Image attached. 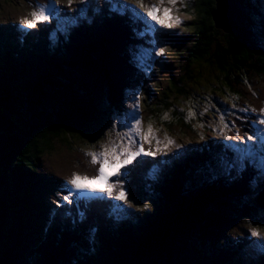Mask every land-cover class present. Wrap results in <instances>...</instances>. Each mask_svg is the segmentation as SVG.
Listing matches in <instances>:
<instances>
[{
  "label": "trees",
  "instance_id": "trees-1",
  "mask_svg": "<svg viewBox=\"0 0 264 264\" xmlns=\"http://www.w3.org/2000/svg\"><path fill=\"white\" fill-rule=\"evenodd\" d=\"M90 1L94 3L88 26L74 32L67 25L68 4L55 3L58 14L37 23L35 30L20 26L24 16L17 21L0 16V264H191L190 255L195 257L193 264H264V256L251 258L255 236L247 234L252 228L264 232L263 209L256 205L252 190L264 189L256 167L238 171L218 157L200 163L193 159L156 179L154 187L146 185L139 173L131 199L141 206L135 208L138 214L104 211L99 204L80 201L61 209L63 195L51 189L61 192L62 184L55 186L56 179L42 172L44 155L69 138L88 140L87 152H97V141L110 135L111 120L116 123L123 116V87L133 64L139 65L144 55L139 40L131 36V30L136 31L134 14L108 10L97 23L101 3ZM229 1L237 29L228 35L227 44L220 43L221 30L215 26L216 0L176 5L191 19L178 40L182 51L168 54V60L185 63L188 72L189 66L204 64L215 51L211 64L221 76L220 87L213 91L218 107L233 106L242 96L230 81V71L245 72L247 65L252 75L264 78V0ZM81 33L94 39L98 54L97 68H85L90 74L84 75L72 65L87 42ZM163 35L157 38L162 40ZM97 72L104 77L106 94L98 83L100 76H94ZM164 77L165 87L163 81L155 84L144 99L145 105H152L149 98H155L148 119L156 118L161 130L183 139L193 122L184 124L177 109L169 121L162 116L171 110L174 95L185 98L183 85L189 76ZM59 98H68L70 109ZM96 125L103 129L87 135ZM242 224L250 227L241 229ZM192 237L198 240V247L191 245L193 253L188 250Z\"/></svg>",
  "mask_w": 264,
  "mask_h": 264
},
{
  "label": "rangeland",
  "instance_id": "rangeland-1",
  "mask_svg": "<svg viewBox=\"0 0 264 264\" xmlns=\"http://www.w3.org/2000/svg\"><path fill=\"white\" fill-rule=\"evenodd\" d=\"M86 1L87 0H71V3H69V0H53L54 3L58 2L60 4H68L69 10H71V12H75L79 9H81L79 12L83 11L85 7L83 6V3H85ZM109 1H113V4L117 3V0H99V2L101 3L99 6L101 8L99 19H101L103 15L109 12ZM184 2L185 0H176L175 4H172L170 3V0H123V3L125 5H127L130 9H135V11L142 17L146 16L150 5H156L158 9L156 15L158 20H160L162 23H156V21H152L150 17H148L147 20L155 24L157 29L161 30L168 29L164 25L172 23V26L181 28L180 31H178L179 34L182 32V30L186 31V28L189 27L186 24L187 22L183 19H191V17L188 15L184 16V13H182L181 9L176 7V5L183 6L181 4H183ZM48 3L49 0H0V16L1 18H6L5 15L12 16L14 17L15 21L19 20V17L21 16H24L25 19H31V12L33 10H36L39 6H46ZM89 3L94 2L90 1ZM164 8H168L170 10V13L168 15L163 12ZM188 9L190 10V8ZM124 14L125 12H122V16H126ZM58 17H61V15L59 14ZM175 19H178L181 23H174L173 21ZM49 20L44 21V23L48 22ZM21 25L23 24H20V26ZM22 27L26 28V26ZM114 28L116 31H118L117 26H115ZM29 29L35 30L33 28ZM142 32H145V26ZM162 32L161 35H163ZM220 33L222 36L219 38L220 43L227 44L226 41L229 34L224 33L223 31H220ZM149 34H146V45L144 46L143 50L145 52L144 54L150 60V63L152 65L147 66L148 63L144 55V59L140 66L136 63L133 64L130 71V80L126 82L127 86L123 87L121 96V105L124 117L120 119L121 123L120 121L113 123V120H111L112 126H109L108 128V130H110V135H107L104 137V139H100V141H97L96 145L98 146L97 152H100L102 151L104 146H107L109 144L110 140H115L119 143L120 140L118 134L127 132L129 130V126L135 124L136 119H139L141 136L136 137V141L137 144L141 142L143 143L144 152L140 156L136 157L133 163L127 165L126 167L120 168V172L127 173L126 175H121L119 177L114 176L112 175V172L114 170L113 167L105 165V173L109 177L107 182L102 180L81 181V183L90 184L91 187L106 188L108 184L115 183L117 180H119L123 184L124 191L127 193V202H125V204L123 205L128 210H135V208L141 207L140 205L134 204L130 198V196L134 195L135 193L133 183L136 182V174H142V178L145 184L150 185V178H152L153 176L162 178L165 176V172H172L171 166L168 163H171V161H174L176 159H179V161H183L184 155L190 152L192 149H204L206 146H211V144L209 143H218L221 142V140L232 144L247 145L249 143L250 145H253V148L258 146L260 149L258 151H255L254 149L249 148V146L243 148H248L251 153L247 156L244 155L245 157L243 156V161L246 160L248 162L250 160L247 168L256 167L258 171H261V158L264 157V146H262V143L259 145L260 141H257L259 138L253 130L254 123H256L260 117V109L264 108V78L257 77V75H252L250 73L251 70L247 67V65L245 67V72L250 78H247L243 70L234 69L233 71H230V81L235 86L236 90L241 92L242 96H238L235 98L238 101L234 103L233 106L228 105L227 107H218L213 101V91L215 88L220 87L219 79L221 77L217 69L212 65V62L215 61L213 58V56L216 55L215 51H212V55L204 64H194L191 65V67L189 66L188 72L185 71V63H180L178 61L172 62L170 60H167L166 63L170 64L171 66V68H168L167 64H161L159 62L156 63V61H158V59H160V57L162 56L156 55L155 53L159 52V49H165L167 47L169 49L168 53L171 57H173L176 55V53H174L176 50L182 51V49H179L177 45L171 42L168 43L169 45H160L159 47L157 45L155 46L153 45L154 38L152 36V34L154 35L155 32ZM198 37L194 39L198 40ZM40 39L41 42L45 45L44 42H47L46 39L42 37ZM200 44L202 47H204L205 43L200 41ZM189 45L190 44H188L187 46ZM93 46L94 44H90V46H87V48H91ZM92 53L93 52L89 51V55L92 60L94 59L96 61V57L98 56V54L95 52L93 56ZM86 64L87 62L84 56L74 59L72 63V65L76 67L77 71H79L83 75L90 74L87 72V70H85V67H87ZM144 66L147 68L146 70L143 69ZM139 71H143L144 76L147 79H144L143 75H140ZM167 74H171L176 80H179L182 76L185 75L189 76V78L185 79L183 85L185 86L186 90L185 98L176 99L177 97L176 95H174L173 98L169 100L172 104V108L170 111L165 113L167 118L162 116L163 120L169 121L174 117L173 112L175 109H177L180 115L183 116L184 124L193 122V129H189L187 133L188 135L183 137V139L178 138L176 135L172 136L171 134H168V132L166 133L164 130H161L160 128L162 127L160 125V122L156 118L151 117L150 119H148V115L151 114V106L155 104V98H149L150 100H153L152 105H145L144 99L148 95L147 93L144 94V92L142 91H144L146 87L149 86L153 81H156V79H154V76L157 77L158 82L163 81L161 87H165L166 82L164 75ZM242 76H244V78H241V81H237V79ZM97 81L94 82V86L97 85ZM98 83L102 86L101 90L103 91V83H101L100 81H98ZM156 84L158 83L156 82ZM58 100L64 104V107L66 109H70L69 99L68 102H66V100L63 101L60 98ZM243 109H248V111H243ZM252 109H255V111H252ZM189 112L195 113V115L189 117ZM221 114H223L224 116V123H221ZM122 119L125 120L122 121ZM225 123L228 125L227 127H224ZM256 126L260 129H264V125L256 124ZM149 127H151V132H149ZM101 128L103 129L102 125H96L95 127H92L90 130H88L87 135H91V132L99 133L98 131H100ZM251 130H253L254 132H252ZM262 134L264 136V132H261L259 135ZM101 136L102 135L95 136L94 134H92V137L97 139ZM248 136H253V139L248 140ZM242 139H245V141H242ZM168 140L173 141V143H169ZM157 141H159V143H157ZM124 142L126 143V141ZM253 142L255 143L253 144ZM200 143H202L201 145H199L200 148L192 147L197 146V144ZM88 144V140L85 139L72 138V142H70L69 138L68 143L58 142L56 146H53L52 151H49L44 155L42 172H45L47 173V176L56 179L54 184L55 186H57L58 182L59 184H62V186H60L61 192L58 189L57 192L55 191V189H51V192H54L55 194L59 193L61 196L64 195L62 193H64L65 190L71 188V185H68L67 181L72 178L73 173L88 177H93L98 174L97 170L100 167V164H93L91 162V157L87 155V150L90 146ZM149 152L153 154H145ZM176 152L178 153V155L175 154ZM109 159L111 160V157H109ZM237 160L238 164L240 165L239 167H241L242 165L239 162V158ZM145 174H147L148 176ZM260 174H262V177L264 178V172L261 171ZM62 178H67V180L63 183H60L62 181ZM129 179H132V182H126V180ZM135 186H137V182ZM252 190L255 191L257 197L264 194V189H260L259 186H252ZM83 191L86 192V195H90L92 193L88 192L87 189H84ZM119 191L120 188L119 186H117L113 188V197L108 196L106 192H97V194L99 195H96V197L100 198V195H102L104 196L103 199L108 201L111 198H114ZM65 193L66 195H68V190L65 191ZM93 193L96 194V192ZM90 197L94 198V196L92 195ZM70 198L73 201L72 203L63 201V199L61 198V209L65 205L70 207L71 204H77L78 202L76 203V201L80 199V195H73ZM156 208H158V206H156ZM58 209L60 208L58 207L56 211ZM261 211H263L262 214H264V209ZM99 212H97V214L101 215V213ZM138 213L139 212H136L135 210V212H132L131 214ZM227 217H229L228 214H226V218ZM241 226V229L250 227L248 226V224H242ZM253 230H256L258 235L252 239L254 243H251L252 246L250 247L249 253L251 258H261L264 254V232L252 228L251 230L247 231L248 236H253ZM229 233H233L232 229H230ZM192 239L193 240H191L188 245V250L190 252H192L191 245L192 247H198V243L196 242L198 241L197 238L192 237ZM194 260L195 257L190 255L189 262L193 264Z\"/></svg>",
  "mask_w": 264,
  "mask_h": 264
},
{
  "label": "snow or ice",
  "instance_id": "snow-or-ice-1",
  "mask_svg": "<svg viewBox=\"0 0 264 264\" xmlns=\"http://www.w3.org/2000/svg\"><path fill=\"white\" fill-rule=\"evenodd\" d=\"M176 0H170V3L175 4ZM71 3V0H69ZM143 6V5H141ZM113 10L117 12H127L131 11L134 16L138 19L145 21V32L143 34L154 33L156 31V25L149 22L147 20L148 17L151 18L152 21H156V23H162L157 18V6L150 5L146 16L141 17L139 13L135 11V9H130L127 5L123 3V0H117V3L113 4ZM60 10L55 7V3L53 0H49V3L46 6H39L36 10L31 12V19H24L21 21L23 25L27 28L36 27L37 23L44 22L49 20L50 18H54ZM163 12L168 15L170 10L168 8H164ZM176 24L181 23L178 19L173 21ZM165 27H172V23H168L164 25ZM154 44V41H153ZM164 49H159V52H156V55H161L164 53ZM243 111H248V109H243ZM255 111V109H252ZM195 115V113L189 112V117ZM165 118H167L165 116ZM221 123H224V116L221 114L220 116ZM264 125V108L260 109V117L256 123H254V131L260 139L262 146H264V136L259 135L261 132H264V129H260L256 126ZM228 125L225 123L224 127ZM149 132H151V127H149ZM141 136L140 131V121L136 119L135 124L129 126V130L123 134H118L120 142L118 143L115 140H110L107 146H104L102 151L100 152H91L87 153V155L91 156V162L93 164H100L98 168V174L93 177L81 176L77 173H73L72 178L67 181L68 185H71V188L68 189L69 194L63 197V201H67L68 203H72L71 196L79 194L84 199H93V197L87 196L83 191L87 189L88 192H106L108 196H113V188L119 186L120 191L115 195L114 199L123 200L127 202V193L123 189V184L117 180L115 183L108 184L106 188H95L91 187L90 184L81 183V181H96L102 180L107 182L109 177L105 173V165H109L113 167L112 175L121 176L126 175L127 173H121L120 168L126 167L127 165L133 163L136 157L140 156L143 152V143L137 144L136 137ZM253 136H248V140H252ZM126 141V143L124 142ZM169 143H173V141L168 140ZM159 143V141H157ZM226 147L235 149L238 153H244L245 156L250 155V151L248 149H241L239 145H226ZM148 155H152L153 153H145ZM111 157V160L109 159ZM239 162L243 166V157H239ZM260 169L264 172V157L261 158ZM58 202V206H59ZM117 209H122L123 205H115ZM145 208L149 207V205L145 204ZM83 216V213H81ZM94 231V230H93ZM253 236H257L258 233L256 230L252 231Z\"/></svg>",
  "mask_w": 264,
  "mask_h": 264
},
{
  "label": "clouds",
  "instance_id": "clouds-1",
  "mask_svg": "<svg viewBox=\"0 0 264 264\" xmlns=\"http://www.w3.org/2000/svg\"><path fill=\"white\" fill-rule=\"evenodd\" d=\"M90 2V0H87L86 1V3H83V6H85L84 7V9H83V11H81V12H79L81 9H79V10H76L75 12H71V10H70V15L69 16H67L66 18L67 19H70V24H67L68 25V27H69V30L70 31H72V32H74V30H76V29H78V28H80L81 26H88V22H89V20H88V16H90V14L92 13L91 11L92 10H90V7H91V3H89ZM113 1H109L108 2V7L110 8L109 10H111V12H117V11H114L113 10ZM101 10V8L99 9V11ZM97 13H98V10H95ZM128 12H131V11H127V12H125V14H127ZM118 13H121L122 14V12H118ZM234 13V12H233ZM184 16L185 15H188V14H186V13H184L183 14ZM188 16H190V15H188ZM103 17V16H102ZM102 17H101V19H99V17H98V21H96L97 23H99V22H101V20H102ZM142 17V16H141ZM191 17V16H190ZM59 18V17H58ZM126 18V17H125ZM136 18V17H135ZM233 18H234V16H233ZM51 19V18H50ZM127 19V18H126ZM184 21H186V19H183ZM136 21H137V23H135V27H136V31L134 32V31H132L131 30V36H133L134 38H136V39H138L139 40V42H140V46H141V48L142 49H144V46L146 45V42L145 43H143L142 42V40L146 37V34H143V32H142V30H143V28H144V26H145V21L144 20H141V19H138V18H136ZM234 21V20H233ZM58 22H59V20H58ZM139 23V24H138ZM235 23V22H234ZM168 29H157L156 28V31H155V34L153 35L152 34V36H153V38H154V44L153 45H157L158 47L160 46V45H169L168 43L169 42H171V43H173V44H175V45H177V47L179 48L180 46H181V41H178L179 40V37H181L182 36V33L183 32H186V31H183L182 30V32L179 34L178 33V31H180V29L181 28H179V27H175V26H172V27H167ZM236 29H237V27H236ZM219 30V29H218ZM164 32L165 31V33H167L166 34V36H164L163 35V39L162 40H159L158 38H157V36H158V34H161V32ZM222 31V30H221ZM224 32V31H223ZM235 32V31H234ZM225 33V32H224ZM170 34H173V35H170ZM232 34V33H231ZM149 35H151V34H149ZM84 37V39L87 41L86 42V44H85V46L83 47V49L84 48H87V46H90V44H94V46H96L97 47V45H96V43L95 42H93V38L90 36V37H88L87 38V36H83V33H81V37L80 38H83ZM133 41H134V39H133ZM165 51H164V53L163 54H161V56L162 57H160V59H158V61H156V63H161V64H168V63H166L167 62V60H168V51H169V49L166 47L165 49H164ZM143 52H144V50H143ZM145 53V52H144ZM144 56H145V59H146V61H147V63H148V65L147 66H151L152 64L150 63V60L147 58V56L144 54ZM143 57H141V62H140V64L142 63V61H143ZM140 64H139V66H140ZM143 69L144 70H146L147 68L144 66L143 67ZM139 73H140V75L142 74L143 75V78L144 79H147V78H145V76H144V73H143V71H139ZM154 79H156V81H153L149 86H147L146 87V89L144 90V91H142V92H144V94L145 93H149L148 92V89L149 88H154V85L156 84V82L157 83H160V82H158L157 81V77L156 76H154ZM150 82V81H149ZM103 87H104V92H105V94H106V92L108 91V89H107V87H106V85H105V83L103 84ZM137 91V90H136ZM141 92V93H142ZM140 93V94H141ZM108 99H109V97H108ZM124 116H122L121 118H123ZM125 119H122V121H124ZM242 141H245V139H242ZM247 142V141H246ZM248 143V142H247ZM253 143H255V142H253ZM202 143H200V144H197V146H199V145H201ZM209 144H211V146L210 147H205L204 149H200V150H191L190 152H188V153H186L185 155H184V157H183V161H179V159H176V160H174V161H171V163H168L170 166H171V170H172V172H174V171H177L179 168H181V167H183L184 165H186V164H188V163H194L193 162V159L194 160H196V162L198 161V163H200L202 160H204V161H206V160H211V159H213L214 157H218L219 158V155H221L222 156V154L223 153H228V151H234L235 149H233V148H229V147H226V145H239L241 148H245V147H242V145L241 144H232V143H229V142H225V141H222L221 140V142H218V143H216V142H213V143H209ZM261 144V141H260V143H259V145ZM208 145V144H207ZM246 146H249V148H253V146L252 145H250L249 143L246 145ZM222 148H223V150H222ZM255 148H257V149H255ZM255 148H253L255 151H258L260 148L258 147V146H256ZM147 151V150H146ZM151 153V152H150ZM235 153H233V155H234ZM239 154V153H238ZM147 155V154H146ZM176 155H178V154H176ZM212 156V157H211ZM228 157V156H227ZM245 157V156H244ZM238 158H239V156H238ZM238 158H236V159H238ZM151 160H154V159H151ZM245 161V160H244ZM250 161V160H249ZM249 161L247 162V165H248V163H249ZM260 171V170H259ZM261 172V171H260ZM167 173H169V172H165V174H167ZM133 174V173H132ZM137 175L138 174H136L135 175V180H136V178H137ZM145 175H147V174H145ZM148 176V175H147ZM156 179H160V178H157L156 176L154 177H152V178H150V185L149 186H153L154 187V183H155V181H156ZM262 180H264V179H262ZM127 181H132V179H129V180H126V182ZM68 190V189H67ZM67 190H65V191H67ZM65 191H64V193H62V194H64L63 195V197L66 195V193H65ZM86 193V192H85ZM94 196V198L93 199H84V198H82L81 196H80V199L79 200H77V201H80V203L81 204H84V205H86V203H90L92 206L94 205V204H99L100 205V208H102L104 211H110L111 210V208H114L115 210H116V212H118V213H124V214H128V212L125 210V211H123V210H121V209H117L116 207H114L115 205H123V204H125V201L123 202V204H121L120 202H117V201H119V200H115L114 198H111L110 200H108V201H106L105 199H103V197L102 196H100V198H97L96 197V195H99V194H97V192H96V194H94L93 192L89 195H87V196ZM132 196L133 195H131L130 196V198L132 199ZM113 197V196H112ZM260 197V196H259ZM259 197H257L256 199H255V203H256V205L258 206V198ZM123 207H124V205H123ZM125 208V207H124ZM134 212H135V210H134ZM137 212V211H136ZM254 243V242H253ZM252 246V245H251ZM263 256H264V254H263Z\"/></svg>",
  "mask_w": 264,
  "mask_h": 264
},
{
  "label": "water",
  "instance_id": "water-1",
  "mask_svg": "<svg viewBox=\"0 0 264 264\" xmlns=\"http://www.w3.org/2000/svg\"><path fill=\"white\" fill-rule=\"evenodd\" d=\"M217 1V8L215 10V12L213 13V18H214V22H215V26L217 29L224 31L227 34H231L234 31H236V25L234 24L233 21V10L231 7V3L229 0H216ZM97 47L93 46L91 48H84L80 51L79 53V57L84 56L86 59V66L85 68H97V58L96 61L92 60V58L89 55V51L93 52L92 55L94 56V53L96 52ZM98 78L100 76V78L98 79L101 83H105L104 82V77H102L100 75V72H97L96 75ZM258 206L261 207L262 209H264V194L261 195L258 198Z\"/></svg>",
  "mask_w": 264,
  "mask_h": 264
},
{
  "label": "bare ground",
  "instance_id": "bare-ground-1",
  "mask_svg": "<svg viewBox=\"0 0 264 264\" xmlns=\"http://www.w3.org/2000/svg\"><path fill=\"white\" fill-rule=\"evenodd\" d=\"M142 42L143 43H145L146 42V38H144L143 40H142ZM157 116V115H156ZM155 116V117H156ZM165 122V121H164ZM162 123V122H161ZM167 124V123H166ZM261 136H263V134L261 135ZM196 148H197V146H196ZM253 149V148H252ZM233 153H238L236 150H234V151H228V153H223L222 155L223 156H226V155H228V160H234V155H233ZM195 163H196V161H195ZM160 193V192H159ZM163 196H164V194H163ZM177 204V203H176Z\"/></svg>",
  "mask_w": 264,
  "mask_h": 264
}]
</instances>
